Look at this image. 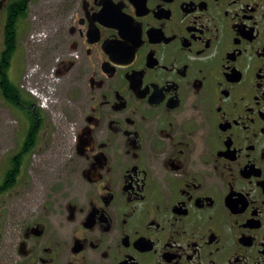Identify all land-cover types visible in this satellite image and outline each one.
Here are the masks:
<instances>
[{
    "label": "flooded vegetation",
    "instance_id": "1",
    "mask_svg": "<svg viewBox=\"0 0 264 264\" xmlns=\"http://www.w3.org/2000/svg\"><path fill=\"white\" fill-rule=\"evenodd\" d=\"M30 1L0 0V264H264V0H66L81 111L38 196L39 116L11 143L2 116L38 53Z\"/></svg>",
    "mask_w": 264,
    "mask_h": 264
},
{
    "label": "rangeland",
    "instance_id": "2",
    "mask_svg": "<svg viewBox=\"0 0 264 264\" xmlns=\"http://www.w3.org/2000/svg\"><path fill=\"white\" fill-rule=\"evenodd\" d=\"M65 5L66 0H31L26 14L30 28L28 33L31 29L44 30L48 36L46 40L37 44L38 53L33 60L37 74L34 77L35 82H31L34 86L41 85L46 81V76L52 71L49 69L50 66L59 62V59L75 61L74 67L70 70L67 69L68 71L65 70L60 74L52 73L54 79L51 82L52 90L49 97L53 103L49 108L40 107L34 95L28 92L29 89L25 87L23 89L26 95L32 97L36 107H40L39 110L42 112L39 148L32 154L31 163L25 171L28 185L35 186L30 189L33 196L39 195L41 191L39 186L57 187L62 184L61 177L67 167V153L73 146L74 129L81 111L79 99L84 83L82 80L84 60H75L77 58L74 59L73 55L67 54L69 51L65 48V38L62 34L64 23H66L65 13H63ZM28 58L30 59V56ZM27 61L29 60L27 59ZM29 67L24 70L26 77L27 75L31 76ZM55 70L57 72L58 67ZM45 74L47 75L45 76ZM20 111L9 106L3 109V125L6 127L9 143L12 142V134L17 129L26 133L30 126L24 113ZM37 181L38 183H36Z\"/></svg>",
    "mask_w": 264,
    "mask_h": 264
},
{
    "label": "trees",
    "instance_id": "3",
    "mask_svg": "<svg viewBox=\"0 0 264 264\" xmlns=\"http://www.w3.org/2000/svg\"><path fill=\"white\" fill-rule=\"evenodd\" d=\"M29 110H30L29 113H31V115H32L33 117H35V115H37L36 112H33L30 108H29Z\"/></svg>",
    "mask_w": 264,
    "mask_h": 264
}]
</instances>
